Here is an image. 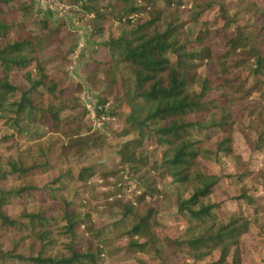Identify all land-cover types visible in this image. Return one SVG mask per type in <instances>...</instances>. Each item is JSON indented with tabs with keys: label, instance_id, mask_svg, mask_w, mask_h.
<instances>
[{
	"label": "trees",
	"instance_id": "trees-1",
	"mask_svg": "<svg viewBox=\"0 0 264 264\" xmlns=\"http://www.w3.org/2000/svg\"><path fill=\"white\" fill-rule=\"evenodd\" d=\"M61 1L90 48L35 0H0V264L263 249L264 0Z\"/></svg>",
	"mask_w": 264,
	"mask_h": 264
},
{
	"label": "rangeland",
	"instance_id": "rangeland-1",
	"mask_svg": "<svg viewBox=\"0 0 264 264\" xmlns=\"http://www.w3.org/2000/svg\"><path fill=\"white\" fill-rule=\"evenodd\" d=\"M59 2L64 3L65 5L69 6V4H67L61 0H35L37 11H39L41 14H43L44 11L48 9V11L54 12L53 17H56L57 19L62 18L64 20H66V22L68 23L70 28L77 29V31H78L77 35H78V33L79 34L82 33V38L80 40H78V43L81 44L80 48L81 49L90 48L88 46L87 30L78 23L77 16L75 15V13L68 11L69 9H72V8L68 7L66 10L59 9V6H58ZM69 76L70 77L74 76L76 78H79L78 69H76L74 66L72 68H70ZM89 90H90L89 98H86V91L85 90L81 93V96H80L81 104H82L83 108L89 112V114L91 115V119H93L94 123L96 125L102 126L103 121H104V119H103L104 117L97 115V112L101 113L102 107L100 104L96 105L99 102L97 97H96V90H92V89H89ZM93 105L95 108L93 109L94 111H91V109H89L88 106H91L93 108ZM20 138L24 139L23 136H21ZM262 160H264V159H262ZM226 164H227L226 166L230 170L231 166H232L231 161L227 160ZM253 238L257 239V237H255L254 234L247 236V242H246L247 246L244 247L242 264L258 263V251L260 249L258 250V243L254 244L253 242H250V241H252L251 239H253ZM260 253L262 255H264V248L260 250Z\"/></svg>",
	"mask_w": 264,
	"mask_h": 264
},
{
	"label": "built area",
	"instance_id": "built-area-1",
	"mask_svg": "<svg viewBox=\"0 0 264 264\" xmlns=\"http://www.w3.org/2000/svg\"><path fill=\"white\" fill-rule=\"evenodd\" d=\"M58 6H59V9H64V10H66L68 7H69V8H75V7L72 6V5L67 6V5H65L64 3H61V2H59ZM89 96H90L89 92H86V98H89ZM98 104H99V102H98L96 105H98ZM88 108L91 109V111H94L93 109H94L95 107H94V105H93V108H92L91 106H88Z\"/></svg>",
	"mask_w": 264,
	"mask_h": 264
},
{
	"label": "crops",
	"instance_id": "crops-1",
	"mask_svg": "<svg viewBox=\"0 0 264 264\" xmlns=\"http://www.w3.org/2000/svg\"><path fill=\"white\" fill-rule=\"evenodd\" d=\"M52 10H53V9H52ZM45 12H47V13H49V14H52V15H53V13H54L53 11H48V9L45 10ZM83 32H84V31H83ZM84 34H85V33H84ZM81 38H82V33H80V34L78 33V35H77V39L80 40ZM79 45H81V44H79Z\"/></svg>",
	"mask_w": 264,
	"mask_h": 264
}]
</instances>
